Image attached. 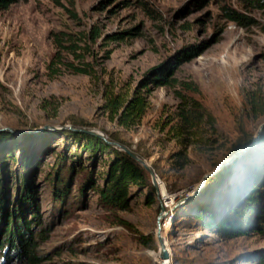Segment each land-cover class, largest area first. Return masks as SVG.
<instances>
[{
    "label": "rangeland",
    "instance_id": "1",
    "mask_svg": "<svg viewBox=\"0 0 264 264\" xmlns=\"http://www.w3.org/2000/svg\"><path fill=\"white\" fill-rule=\"evenodd\" d=\"M225 7L240 11L254 24L237 26L225 16ZM92 30L100 37L95 42L83 39ZM60 32L70 33L80 47L77 54L64 51L63 62L77 66L90 62L95 66L93 76L63 66L60 74L50 75L48 65L57 51L52 33ZM123 33V39L113 40ZM201 44L207 45L203 54L183 64L176 77L198 86L199 93L187 94L211 113L215 132L204 128L202 145L188 151L190 163L181 170L173 158L180 147L161 131L179 104L174 89L153 90V84L148 85L153 90L150 107L130 132L110 121L103 109L105 94L109 90L132 95L150 70L181 49ZM44 101L52 105L47 113L41 108ZM252 101L264 105V11L240 0H27L0 12V129L19 136L50 134L53 145L47 151L41 137L32 154L39 214L42 227L48 229L39 236L41 226L33 222L38 235L35 254L44 258L39 264H158L152 252L159 249L157 219L163 211L167 215L161 222L172 225L167 234L172 264H264V235L224 237L203 228L192 213L196 204L208 201L219 214L231 212L247 193L253 166L258 163L264 171L262 149L239 163L215 195L194 201L206 182L193 193L206 175L220 167L217 174L256 148L254 144L232 161L227 157L242 133L256 135L264 124V112L250 113ZM76 129L102 130L108 141L126 140L130 150L155 170L165 194L160 190L156 202L148 205L146 191L136 193L127 211L106 209L96 188L81 191L89 175L100 186L107 171L103 163L93 168L83 153L84 168L88 167L77 166L68 197L57 201L55 172L66 154L65 174L77 152L64 132ZM10 166L17 169L16 163ZM187 197L191 198L173 209ZM32 213H27L28 219H34ZM119 221H128L131 229ZM150 236L156 250L145 243Z\"/></svg>",
    "mask_w": 264,
    "mask_h": 264
},
{
    "label": "trees",
    "instance_id": "2",
    "mask_svg": "<svg viewBox=\"0 0 264 264\" xmlns=\"http://www.w3.org/2000/svg\"><path fill=\"white\" fill-rule=\"evenodd\" d=\"M24 1L27 0H0V12ZM240 1L250 8L264 11V0ZM223 12L231 22L239 27L245 28L254 24L251 18L238 10L225 7ZM124 34L115 37L113 40L123 39ZM52 37L57 51L48 65L51 76L60 74L63 70L61 66L75 74L93 76L95 66L90 62L79 66L63 62L64 51L77 54V49H80L76 42L70 38V33H52ZM98 37H100L98 30L83 34V39H88V42H95ZM70 42L72 43L70 44ZM206 46L205 44L191 45L181 49L166 63L150 70L145 75L142 84L130 96L114 94L113 91L109 90L105 94L106 103L103 109L111 116L110 121L116 122L119 128L130 132L139 127L149 109L151 92L162 87L173 88L179 104L175 115L163 124L161 131L171 136V140H174L180 147L173 158L176 166L181 170L190 163L188 151L202 145L200 137L205 132L204 128L210 127L211 131L215 132L214 118L211 113L207 111L200 100L187 94L188 92L199 93L198 86L193 82L181 81L176 77L177 70L183 64L191 62L203 54ZM150 84H153V90L148 87ZM51 106L50 102L44 101L41 106L42 111L47 113ZM249 111L251 114L263 113L264 105L252 101ZM64 134L70 140L71 147L75 148L77 152L75 151L73 155L75 159L71 160L70 168L65 174V159L68 158L66 154L55 172L54 187L57 201L68 197L71 183L76 174L75 170L78 171L77 166H81L83 169L88 167L84 168L83 165L81 154L84 153L88 155L87 160L91 162L93 168L96 163H103L107 169L100 186H96L95 178L91 174L81 189L83 191L87 187L96 188L102 207L115 211H127L134 195L144 191H146L144 197L148 205H153L156 202L158 193L149 173L140 163L121 151L120 148L110 145L108 141L96 135L89 134L86 130L65 131ZM49 135L25 133L19 136L10 131H0V264L24 261L25 264H39L44 259L35 254L37 249L36 236L38 235L32 228L34 222L35 225L41 226V230L38 232L39 236L47 234L48 229L42 227L34 189V176L37 170L32 154L36 142L41 137L45 139L43 148L47 151L51 150L53 145L49 141ZM255 137L256 135L242 133V136L228 150L227 157L230 161L238 155L241 156L245 150L253 146ZM111 142L119 143L131 149V145L119 137H112ZM253 147L256 148L250 154L232 161L231 164L224 165L216 175L208 178L204 188L194 201L215 195L221 184L232 175L239 163L249 161L253 154L259 150H264V129ZM10 162L17 164L15 171L11 170ZM257 165L258 163L252 168L253 174L251 173L252 179L247 193L232 208L231 212L219 214L216 209L210 207L211 203L208 201L209 203L196 204L192 212L194 221L203 228L228 238L251 234L264 235V192L262 189L264 187V171ZM132 188H136L135 193L132 192ZM192 202L190 201V204ZM30 210L33 212L34 219L27 217ZM239 211L241 212L240 218H238ZM234 215H236L235 218ZM119 224L128 229L132 227L128 221H119ZM145 243L150 248L157 249L154 236H150L148 242Z\"/></svg>",
    "mask_w": 264,
    "mask_h": 264
},
{
    "label": "water",
    "instance_id": "3",
    "mask_svg": "<svg viewBox=\"0 0 264 264\" xmlns=\"http://www.w3.org/2000/svg\"><path fill=\"white\" fill-rule=\"evenodd\" d=\"M263 128H264V124L260 126V128H259V130H258V132H257V134H256V137H255V140H254V144H255V142L260 138V135H261V133H262ZM5 130H6V129H0V131H5ZM75 131H81V130H77V129H76ZM87 132H88L89 134H92V135H96V134H98L95 130L87 131ZM96 136H97V135H96ZM99 138H101V139H103V140H105V141H108V139H107L106 137H104V136H101V137H99ZM108 143H109L110 145L114 146V147H118V148H120L121 151L125 152V153L128 154L131 158H133L135 161H137L138 163H140V164L144 167V169L149 173V175H150V177H151V180H152V183H153L154 187H155L156 190H157V193L160 194V190H161V189H160V180H159L157 174L155 173V170H154L151 166H148V165L146 164V161H145L142 157H140L138 154L132 152L128 147L122 146V145H120L119 143L111 142V141H108ZM234 158H235V157H234ZM219 168H220V167H219ZM219 168H218V169H219ZM218 169H217V170H218ZM217 170L214 171V172L211 173V174L206 175V176L204 177V179H203V181L201 182V184L199 185V187H198V188L195 190V192L193 193L194 195H195V194L200 190V188L204 185V183L206 182V179H207L208 177L213 176L214 174H216ZM190 198H191V197H187V198H185V199L179 201V202L175 205V207H174L173 209H177L179 206L182 205V203H183L184 201H187V200H189ZM163 210H164V209H163ZM166 215H167V213L163 211V212L159 215V217H158V219H157V240H158V242L160 243V247H161V249H162V252H161V258H162V259H167V258H169V251H168V249H167V247H166V245H165L164 240H163L162 237H161L162 225H163V223L161 222V220H162Z\"/></svg>",
    "mask_w": 264,
    "mask_h": 264
},
{
    "label": "bare ground",
    "instance_id": "4",
    "mask_svg": "<svg viewBox=\"0 0 264 264\" xmlns=\"http://www.w3.org/2000/svg\"><path fill=\"white\" fill-rule=\"evenodd\" d=\"M98 134H96L98 137H101V136H104V137H107L104 132L102 130H98L96 129L95 130ZM108 139V138H107ZM148 166H150L148 163H146ZM160 189H161V194L164 195L165 194V189L163 187V185L161 184L160 182ZM168 200H170V198H168ZM167 203H169L168 201H166ZM171 205V203L169 204ZM168 207V206H167ZM171 229H172V225H171V222H168L167 224L165 225H162V232H161V237L162 239L164 240L165 242V245L169 251V258L167 259H162L161 258V252H162V249L160 247V243L158 242L157 240V243H158V246H159V249L156 253V251H153L152 254H153V258L154 260L158 263V264H172V251H171V248L169 246L170 243L167 239V234L171 232ZM199 235V234H198ZM156 238H157V234H156Z\"/></svg>",
    "mask_w": 264,
    "mask_h": 264
}]
</instances>
